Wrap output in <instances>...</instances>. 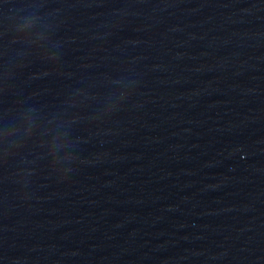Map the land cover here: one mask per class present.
Returning <instances> with one entry per match:
<instances>
[{"label":"water","instance_id":"water-1","mask_svg":"<svg viewBox=\"0 0 264 264\" xmlns=\"http://www.w3.org/2000/svg\"><path fill=\"white\" fill-rule=\"evenodd\" d=\"M62 264H264V0H42Z\"/></svg>","mask_w":264,"mask_h":264}]
</instances>
